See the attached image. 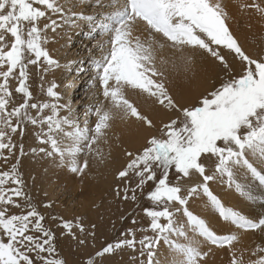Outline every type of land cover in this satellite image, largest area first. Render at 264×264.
Here are the masks:
<instances>
[{"label": "snow or ice", "instance_id": "snow-or-ice-1", "mask_svg": "<svg viewBox=\"0 0 264 264\" xmlns=\"http://www.w3.org/2000/svg\"><path fill=\"white\" fill-rule=\"evenodd\" d=\"M96 5L105 7L102 0H96ZM107 7L111 10L100 15L67 14L59 0H0V154L5 149L11 154L16 147L13 135L19 131L23 136L24 125L31 124L41 129L38 142L51 149L40 148V152L47 156L59 155L62 160L65 155L70 156V170L83 172L87 161L79 165L76 156L84 147L91 151L92 145L106 135L110 121L132 117L152 126L127 98L126 90H135L169 109L177 108L163 82L164 72L157 67L159 51L168 47L180 53L186 65H190L192 59L186 50L206 53L223 66L228 78L200 99L199 106L178 109L182 120H172L163 126L161 131L165 138L153 136L141 153L135 156L126 153L133 158L118 173V179L128 177L130 171L138 178L131 196L129 189H124L125 200L135 201L137 190L154 182L146 199L155 207L144 209L154 238L145 236L137 241L129 230L127 235L132 238L110 243L96 256L112 254L124 247L135 251L139 243L141 256L147 252V264H156L154 249L163 242L170 251L183 257L176 264H199L208 253L200 250V241L195 237L216 247H230L238 240L235 234L218 235L205 219L189 209L190 199L200 194L224 222L242 231H264V218L254 221L241 211L225 206L209 187V182L216 180L217 175L222 180L226 177L230 189L234 188L247 201L255 202L257 197L252 185L237 178V170H243L246 178L264 188V56L253 58L242 49L230 31L222 0H108ZM239 7L254 10L264 19V5L258 0L241 2ZM48 13L58 14L61 19H51L41 27L40 22ZM76 20L92 25V38L107 37L97 44L101 56L94 62L92 79L99 82L110 107L101 103L95 109L97 120L91 129L87 125L80 127L70 116L61 115L63 110L70 113L71 109L60 103L55 82L46 89L48 102H32L33 93L29 88L30 66H35L38 73L60 67L45 47L49 42L47 31L55 32L61 23L75 26ZM141 24L143 38L134 35ZM225 52L241 62L239 76L229 75L232 68ZM159 63L164 65L167 61L160 59ZM40 79L43 80L44 75ZM12 81H17L14 91L22 96L18 106H11ZM46 110H50V114L45 115ZM65 138L71 143L65 144ZM204 157L216 158L212 175L206 173ZM173 171L177 174L176 182L170 179ZM194 176L202 182L193 183L185 194L180 181ZM9 183L14 187H5ZM17 199L26 204L22 206ZM28 200L16 165L10 171L0 172V264H37L38 261L64 264L63 260L54 258V234L44 227V217L27 203ZM8 206L20 209L21 213L25 207L28 210L26 214H13ZM61 227L72 232L71 222L64 221ZM76 228L81 233L85 231L82 224L77 223ZM173 237L186 242L178 243ZM258 251L264 253V248ZM45 253L47 255H43ZM231 264H243L242 258L233 253ZM253 264H264V256Z\"/></svg>", "mask_w": 264, "mask_h": 264}, {"label": "bare ground", "instance_id": "bare-ground-1", "mask_svg": "<svg viewBox=\"0 0 264 264\" xmlns=\"http://www.w3.org/2000/svg\"><path fill=\"white\" fill-rule=\"evenodd\" d=\"M59 2L64 7L67 14L75 12L83 15H100L111 10L107 7L108 0H102L105 4L104 8L97 7L96 0H59ZM241 2L251 3L252 0H222L225 11L228 13L227 23L230 31L232 30L236 33L239 43L243 44L242 47L244 46L243 48H245V43L248 39L245 38V36L248 37L255 34L254 38H256V33L260 32V35L261 32L263 33L264 19H261L254 10H241L239 7ZM258 2L261 5H264V0H258ZM51 19L59 21L61 18L58 14L48 13L47 17L40 22V26L43 27V24L50 22ZM143 27L144 26L141 24L139 29L134 32V35L143 38L145 35ZM91 28L92 25L89 22L85 20H76L75 26L69 27L68 25L61 23V26L58 27L55 32H52L51 30L47 31L46 35L49 38V42L45 47L52 58L59 62L60 67L47 72L44 79L39 81L36 92V95H45L47 87L50 86L52 82H55L58 85L57 91L61 96L60 103L68 105L71 109L70 113L67 109L63 110L61 115L74 118L80 127H84L85 125L90 127L96 123V118L94 117L92 120V115L89 116L92 105L95 104L96 99H94V97L98 94V89L95 87L98 81H93L92 79L95 76L94 62L101 56V51L97 47V44L107 40V37H102L100 35H96L95 38H92L90 35ZM239 33H243V35L241 36ZM158 38L163 40L162 37ZM262 39H264V37ZM8 40L11 41L10 36L8 37ZM262 41L261 45L263 46L262 43L264 42ZM246 50H248V48ZM186 52L192 56L190 65H186L184 61L181 60L180 53L174 52L168 47H165V49L159 51L157 54V67L164 72L163 82L167 88L168 94L178 108H186L189 105L193 106L198 104L200 99L217 88L216 86L213 87L212 81L213 77H215L216 66H218L215 64V60L206 53H192L190 49L186 50ZM160 59L166 60L167 63L161 65L159 63ZM34 69L35 66H30V82L33 81L34 78L40 79L41 76L39 73L35 76ZM221 77L222 82L227 78L225 69L224 71L221 70L220 78ZM10 84L12 85L11 88L14 89L13 85L15 84V81L10 82ZM220 84L221 82L217 83V86ZM67 90L68 92H66ZM126 96L137 107L138 111L152 122L155 120H164V123L169 121L170 117H167V111L163 112L157 108L156 104L151 99L146 98L143 94L128 89L126 90ZM136 120L137 119L135 118L129 117L127 119L116 118L110 121L111 127L106 131V135L99 139L100 142H105L100 146L102 148H108L109 155L105 156L107 153L104 154L103 149L96 145L97 149L92 148L94 153L96 152L95 154L92 153V150H86V154H83L82 156L77 155V164L83 165L81 161L85 162L88 158L92 160L96 159L98 152H100L106 158L102 162L104 167L107 162L115 161L112 155L113 153L116 154L117 151H120L121 153L123 150L125 152V150L130 151V149H133L134 151L135 149L131 146L135 144L138 145L137 148H139L140 151L144 149L146 139L157 136L161 127L155 123V125H152V130L148 131L143 121ZM65 130L71 131V129L68 128ZM145 135L146 139L144 138ZM142 139H144V142ZM70 143L71 142L65 138V144ZM122 156L123 155L121 154V157ZM125 156L126 155H124V157ZM42 157L43 156L41 155L40 159ZM45 157L46 155L42 158L44 163L40 162L38 165L35 162L37 159H35L34 162H30L28 165L29 175L26 176L28 179L32 176L34 177L33 180H35L33 181L34 183L32 182L33 188L31 189V192L34 195L35 188L39 187L52 202L56 201V203L61 205L60 203L62 201H58V195L62 194V192L63 195L68 192L75 196V190L72 187V184L75 182L72 181L73 178L70 173V161L72 157L65 155L63 160L59 155L48 156V159ZM125 158L126 160L128 159V157ZM249 158L251 159V157ZM209 167L210 166L208 165L206 173L212 175V172H210L211 170H208ZM78 173L81 174V172ZM83 176L84 174L82 177ZM237 178L242 183H249L252 185V191L257 197L255 202L247 201L241 197L234 188L230 189L225 182L226 177L222 180L219 175H217L216 180L209 182L210 190L221 199L225 206L241 211L244 215L254 221H257L259 218H264V202H262L264 201V188H261L258 184L252 182L250 178H246L243 170H237ZM58 180H60V182H58ZM79 181L80 180L77 179V182ZM199 182H202V179L198 176H194V179L188 182L187 188L192 186L193 183ZM102 190L108 192L107 189ZM111 197L112 200H106L105 205L113 204L114 196L112 195ZM99 199L103 201L104 197ZM71 200L72 197L69 198V201L65 198L64 202L69 205ZM188 207L194 214L205 219L212 230L218 235L235 234L238 237V240L230 247H216L203 241L200 237H195L200 241V250L208 253L199 264H231L233 253H235L237 257L242 258L243 264H253V262L260 256H264V253L258 251V248H264V231H242L235 226L224 222L218 214L211 209L208 205L207 198L203 196V194L190 199ZM145 219L146 218H144V220ZM148 224L149 221L147 220L145 227ZM189 235L191 236L192 234L189 233ZM173 239H176L178 243L186 242L178 237H173ZM154 252L156 253L154 256L156 264H176L177 261L183 258L175 252L170 251L169 247L163 242L154 249ZM253 253H255V255H253ZM135 258L138 263L137 257H134V259ZM140 259L142 260V264H147V258L145 255Z\"/></svg>", "mask_w": 264, "mask_h": 264}, {"label": "rangeland", "instance_id": "rangeland-1", "mask_svg": "<svg viewBox=\"0 0 264 264\" xmlns=\"http://www.w3.org/2000/svg\"><path fill=\"white\" fill-rule=\"evenodd\" d=\"M231 32L233 33V35L235 36V38L237 39L239 43V39L237 38L236 33L233 32L232 30ZM242 35L243 33L241 34V36ZM254 36L255 34L248 36V37L245 36V38H248L247 42L245 43L246 45L245 48H243L244 46L242 47L243 44H240V43L239 44L245 52L247 51L246 54H248L249 56L253 58H259V57L264 56V43H262L263 46L261 45V41L263 40L262 42H264V39H262L264 37V31L263 33L261 32V35H260V32L256 33V38H254ZM248 45L251 49L248 47ZM247 48L248 50H246ZM224 55L226 56L232 68V72L229 75L239 76L241 72V67H242L241 62L235 59L233 54L225 52ZM215 62H216L215 64L218 66H216V72H215L216 78L213 77L212 81H213V87L214 86L219 87L220 85L217 86V83L219 82L222 83L221 81L222 77L220 78V75H221V70L224 71V68L218 61L215 60ZM34 74L35 76L38 75L36 68L34 69ZM39 74L44 75L45 77L47 73H43L41 71L39 72ZM39 81H42V80L39 78H34L33 81L31 82L29 81V88H30V91L33 93L32 102H48L50 98L47 97L46 94L36 95L37 88H38L37 86L39 84ZM16 84H17V81H15V84L13 85L14 89H15ZM11 86L12 85L10 84V89L13 91V96H14L13 104L11 106H18L20 103H22V96L20 94H16L14 89L11 88ZM95 87L98 89V94L94 97V99H96L95 104L92 105V108L89 112V116L92 115V120L94 119V117L97 120V117L94 114V112H95V109L99 107L101 103H103L106 108L110 107V105H108L107 102L104 100V97L102 95V90L99 87V82L95 85ZM66 92H68V90ZM145 97L149 98L147 96ZM149 99H151L156 104L157 108H159L163 112L167 111L166 112L167 117H170L169 121L165 123H164V120H155L154 122H152L150 119H148L152 122V125H155V123H157L161 127L159 134L155 137L165 138L163 137V134L161 131L163 126L165 124H168L172 120H182L181 112L178 109H184V108L177 107L178 109L177 108L169 109L167 107L160 105L154 99L152 98H149ZM195 106H199V102L196 105H193V106L189 105L186 108H191ZM30 112H32V114L35 115L34 111L30 110ZM44 114L45 115L50 114V110H46ZM136 121H140V120H136ZM94 125L88 128L91 129L94 127ZM177 126H179V124ZM24 128H25V131H24L23 136H21L18 131L12 137L13 143L16 145L12 153L10 154L8 150L5 149L3 150L2 154H0V167H1L0 172L7 171V170L10 171L12 166L16 165L17 173L23 181V190L25 193L27 192L26 196L29 198L27 203H30L32 207H34L44 217V220L42 221L44 227L54 234V240H53V247L55 248L54 258L63 260L64 264H127V263L128 264H142L141 262L142 260L140 258L144 257V255L147 258V252L145 251L144 255L141 256L140 254L141 245L139 243L136 244L135 251H133L130 248L124 247L122 249L114 251L112 254H106L101 257L96 256V253L101 251L105 246H107L110 243H115L119 240L126 239V238H132L131 236L127 235L129 230H131L132 233H134L135 239L137 241H139L146 235L150 238H154L155 236V234L151 232V230L148 228L149 224L145 227L147 220L149 221V218L144 213L145 208L155 207L151 203V201L146 199L148 192L151 191L155 186L154 182H149L148 184L144 186L142 190H137L136 192L137 199L133 201L130 198L127 200L123 199V196L125 194L124 189L128 188L129 196H131V189L135 188L136 184L138 183V178L131 171L129 172L128 177L120 178V179L117 178L118 173L124 170L127 164L129 163V161L133 158V157L129 158V156L126 153L131 152L135 156L141 153L143 149L140 151L139 148H137L138 145L135 144L131 146L132 148L135 149L134 151L133 149L132 150L130 149V151L125 150V152L123 150L122 153L120 151H117L116 154L113 153L112 155L115 161L107 162V164L104 167H103L102 162L106 158L103 156L102 153L98 152L96 159L92 160L88 158V160H86L88 166L87 168H85L83 172H81V174L78 172L74 173L70 171V173L72 174V178H73L72 181L75 182L74 184L71 183L72 187L75 190L74 192L75 196L68 192L67 194L65 193V195H63V192H62V194L58 195L59 196L58 201H62L60 203L61 205H59L58 203H56V201L52 202L46 196V194L43 191H41L39 187L35 188L34 195L31 192V189L33 188V183H34L33 181L35 180H33L34 177L32 176H30V179H28L27 177L29 175L28 165L30 162L32 161L34 162L35 159H37V161L35 160V162L38 165L40 162H43L42 158H44L45 155L44 153L39 151L40 148L48 149V151H51V149L49 148L48 145L41 144L38 142V134L41 132V129L39 126L25 124ZM146 129H148V131L152 130V126L149 127L148 125H146ZM146 135L144 137L145 139H146ZM149 139L150 138L146 139L145 147L148 146L147 142ZM143 140L144 139H142V141ZM99 142L100 141L98 139V141L94 145H92V148L97 149L96 145L102 148L100 145H102L105 142L104 141H101L100 143ZM21 145L23 146V152H21ZM93 149H91L92 153H94ZM102 149H103L104 154L107 153L105 156L109 155L108 148H102ZM33 150H35V152H33ZM86 150L88 151L89 149L84 147V150L80 152L78 155L82 156L83 154H86L87 153ZM120 153L123 155L122 157ZM41 155L43 157L40 159ZM124 155H126L125 157H128L127 160L124 157ZM3 157H7V160L5 161ZM46 157L48 159L47 155ZM215 159L216 158L214 157L212 158L204 157L203 158V163L205 164L206 170H207V166L209 165L210 167L208 168V170H211L210 172H212V174L215 170ZM17 161H19V163H17ZM81 163H84V161H81ZM83 174L84 176L82 177ZM176 175L177 174L174 171L171 173L170 179L172 182H176ZM159 177H160V172L157 171V178ZM77 179H79L80 181L77 182ZM193 179L194 177L191 180ZM191 180L180 181V183L182 184L184 188L185 194L187 192L188 182ZM58 182H60V180H58ZM9 184L5 185V187L7 188L14 187V185H12L11 183ZM102 189L104 190L107 189L108 192L106 191L104 192ZM112 195L114 196L113 204L105 205L106 200L108 199L112 200V197H111ZM70 197H72L71 203L67 205V203L64 202L65 198L67 201H69ZM102 197H104L103 201L99 199ZM17 203H21L23 206L26 204V201L17 199ZM45 203L51 204V207H45L46 205ZM8 207L11 209V212L13 214H26V211L28 210L27 207H25L24 213H21L20 209L13 208L12 206H8ZM53 217H56V219H53ZM144 218L146 219L144 220ZM133 220H135L136 222L133 223ZM64 221L71 222L72 224L71 233H69L67 230L61 227V224ZM77 223L83 225L85 229L83 233H81L80 230L76 228ZM121 233H125V235L122 236ZM33 234L39 235L38 233H33ZM81 240H84L85 243L81 244L80 243ZM121 254L122 255L126 254V255L124 257V255L122 256ZM43 255H47V254L45 253ZM134 257H137L138 263L136 261V258L134 259ZM37 264H42V262L38 261Z\"/></svg>", "mask_w": 264, "mask_h": 264}]
</instances>
